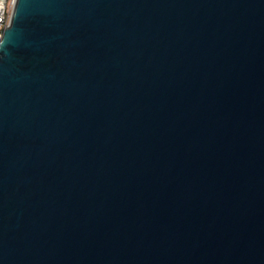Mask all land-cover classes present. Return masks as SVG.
I'll list each match as a JSON object with an SVG mask.
<instances>
[{
  "label": "water",
  "instance_id": "95a60500",
  "mask_svg": "<svg viewBox=\"0 0 264 264\" xmlns=\"http://www.w3.org/2000/svg\"><path fill=\"white\" fill-rule=\"evenodd\" d=\"M0 264H264V0H18Z\"/></svg>",
  "mask_w": 264,
  "mask_h": 264
},
{
  "label": "built area",
  "instance_id": "2783aa9c",
  "mask_svg": "<svg viewBox=\"0 0 264 264\" xmlns=\"http://www.w3.org/2000/svg\"><path fill=\"white\" fill-rule=\"evenodd\" d=\"M18 0H0V42L5 30L10 27Z\"/></svg>",
  "mask_w": 264,
  "mask_h": 264
}]
</instances>
